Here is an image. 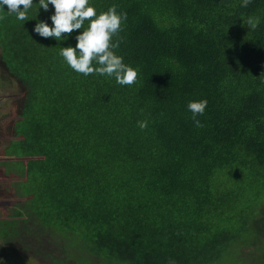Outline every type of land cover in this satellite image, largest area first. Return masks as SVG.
<instances>
[{
  "label": "trees",
  "instance_id": "obj_1",
  "mask_svg": "<svg viewBox=\"0 0 264 264\" xmlns=\"http://www.w3.org/2000/svg\"><path fill=\"white\" fill-rule=\"evenodd\" d=\"M34 3L0 11V86L25 94L0 162L11 264H264V0H90L127 13L130 86L73 71L60 51L88 21L43 38L54 7Z\"/></svg>",
  "mask_w": 264,
  "mask_h": 264
},
{
  "label": "clouds",
  "instance_id": "obj_2",
  "mask_svg": "<svg viewBox=\"0 0 264 264\" xmlns=\"http://www.w3.org/2000/svg\"><path fill=\"white\" fill-rule=\"evenodd\" d=\"M250 3L252 0H242L243 7ZM34 4H37L34 0H0V11H5L9 15L14 14L16 19L26 21L27 13ZM38 4L45 11L49 10L50 5L54 7V13L51 15L52 25L40 20L33 29L43 38H54L57 41L63 38V41H66L74 30L82 29L85 21H88V27L76 34L75 46H63L60 51V55L73 71L85 76L97 73L112 77L120 85L130 86L137 82L138 70L126 64L123 56L116 53L115 49L119 48L120 40L113 39L123 30L127 13L118 12L115 5L107 11L98 13L90 0H39ZM247 23L255 27L251 18ZM207 103L208 101L204 99L192 100L187 104L197 127H203L198 117L205 113ZM137 123L141 129L148 127L147 120ZM3 156L5 157V153ZM3 173L8 177L4 170ZM168 264H176V261L170 259Z\"/></svg>",
  "mask_w": 264,
  "mask_h": 264
},
{
  "label": "rangeland",
  "instance_id": "obj_3",
  "mask_svg": "<svg viewBox=\"0 0 264 264\" xmlns=\"http://www.w3.org/2000/svg\"><path fill=\"white\" fill-rule=\"evenodd\" d=\"M24 97L23 86L18 82L8 81L0 86V161L1 158H4V151L11 148L10 145H13V141L16 138V126L24 109ZM10 182V178L4 176L3 169L0 168V218H6L9 208L13 204L12 200L5 199L2 196V191ZM263 228L264 215L262 216V225L253 227V229L262 230ZM19 260L23 262L21 257L4 244V239H0V264H11ZM27 260L29 264H35V259L28 258ZM13 264L19 263L15 262Z\"/></svg>",
  "mask_w": 264,
  "mask_h": 264
}]
</instances>
